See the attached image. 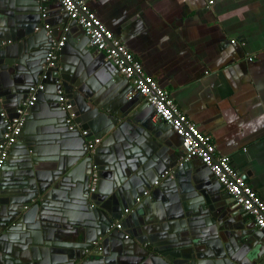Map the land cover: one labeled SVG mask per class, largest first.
I'll return each mask as SVG.
<instances>
[{
  "label": "crops",
  "instance_id": "obj_1",
  "mask_svg": "<svg viewBox=\"0 0 264 264\" xmlns=\"http://www.w3.org/2000/svg\"><path fill=\"white\" fill-rule=\"evenodd\" d=\"M82 1L264 202V0ZM61 37L0 171V264H264V234L198 159L178 164L180 138L143 98H127L130 82L56 0H0V114L15 115ZM54 78L92 100L78 99L84 117L97 108L74 120L100 139L93 151L68 130ZM88 157L91 202L82 173L68 176ZM14 205L28 214L17 228L2 221Z\"/></svg>",
  "mask_w": 264,
  "mask_h": 264
},
{
  "label": "built area",
  "instance_id": "obj_2",
  "mask_svg": "<svg viewBox=\"0 0 264 264\" xmlns=\"http://www.w3.org/2000/svg\"><path fill=\"white\" fill-rule=\"evenodd\" d=\"M44 2L45 0H40ZM67 17L74 21L82 29L90 47L104 54L107 61L112 63L116 71L125 77L131 84V91L127 98L133 93L139 94L144 102L153 109L152 119L168 125L181 140L182 153L179 158V165L192 159H198L206 166L222 188L229 194L233 202L241 208L242 212L248 215L254 226L264 234V202L253 191L242 177L231 165L226 156H215V148L210 137L199 131L195 123L187 118L173 100L168 92L159 87L157 82L149 75L144 74L138 60L100 23V21L88 9L82 0H56ZM65 37L50 42L48 52L45 54L44 64L41 67V74L36 84L28 88L26 99L21 103L13 117L7 118L0 114L3 119L4 129L0 139V169L5 164L11 147L17 142L21 135L27 111L37 101V96L44 90L47 74L55 67L58 52L62 48ZM52 84L56 88L57 103L61 110L66 113L65 122L68 129L73 131L76 128L75 114L72 105L65 97L60 82L53 79ZM80 135H88L86 130H80ZM100 143L99 138H91L85 141V146L93 151ZM170 175L168 170L162 172L154 185ZM97 183L95 168L90 170L88 179L89 192H94ZM144 191L142 196H148ZM140 199L138 198L137 201ZM127 212V211H125ZM120 228V222L114 224Z\"/></svg>",
  "mask_w": 264,
  "mask_h": 264
},
{
  "label": "water",
  "instance_id": "obj_3",
  "mask_svg": "<svg viewBox=\"0 0 264 264\" xmlns=\"http://www.w3.org/2000/svg\"><path fill=\"white\" fill-rule=\"evenodd\" d=\"M6 42H4V44H5ZM2 42L0 43V46L1 45H4ZM62 49V48H61ZM60 49V50H61ZM101 53V52H100ZM103 54V53H102ZM45 58V57H44ZM110 63V62H109ZM44 64V59H43V61H42V64H41V66H40V72H39V74L41 73V67H42V65ZM111 65H112V63H110ZM113 66V65H112ZM114 67V66H113ZM53 69L54 68H52V69H50V71L48 72V74H47V80L45 81V86H46V84L51 80V72L53 71ZM114 69H115V67H114ZM115 71H116V69H115ZM117 72V71H116ZM54 79H56V78H54ZM58 80V79H57ZM38 81H36V83H37ZM60 86L59 87H62L61 85H62V83L61 84H59ZM45 86H44V89H45ZM63 88H64V84H63ZM44 92V90L42 91V92H40L41 94ZM64 93V92H63ZM64 95H65V93H64ZM138 96H140L139 94H137ZM56 97V101H57V95L55 96ZM65 97L69 100V102L71 103V105H72V110L74 111V114H75V116H76V118H77V120L79 119V120H83L86 116H89V117H91V116H93V114H99V112H98V110H97V108L96 109H91V110H88V112H86V114H85V117H84V114H81V112H80V110L78 109L79 107H78V99H82L81 101H82V103L83 104H86V103H91L92 102V100H89V99H84V96H82V95H80V94H78V93H76L72 98L71 97H69V96H67V95H65ZM76 97H78V98H76ZM141 97V96H140ZM142 98V97H141ZM25 99H26V97H25ZM57 104V108L59 109L60 107L58 106V103H56ZM31 110H32V107H30L29 109H28V111H27V114L28 115H26V117H25V121L28 119V117H29V113L31 112ZM64 113V116H66V113L65 112H63ZM65 119H66V117H65ZM161 125H164L163 123H160ZM169 129H171L168 125H166ZM68 128V127H67ZM81 129H86V128H84V127H82ZM23 130V129H22ZM69 130V129H68ZM69 131H71V130H69ZM74 134L75 135H77V136H79V138L82 140V143L84 144V142L87 140V139H90L89 137H90V134L88 133V135L87 136H85V137H82L81 135H80V131H77V130H75V132H74ZM20 138V137H19ZM18 138V140H20ZM14 146V145H13ZM189 162V161H188ZM188 162H184L183 163V166L185 165V164H187ZM91 165V160H90V157H88L87 159L86 158H84L83 159V161H81V164H79L76 168H74V170L72 171V172H70V174L68 175L69 177H72V175L73 174H75V175H78V173L79 172H81L82 174H80V175H78V176H76V181L77 182H79V183H81V184H83V187H84V189L86 190V194H88L89 192H88V188H87V181H88V176H89V168L91 167L90 166ZM82 167H83V170H82ZM84 167H86V170H84ZM208 169V168H207ZM1 170H3V167L0 169V171ZM2 181V178H0V182ZM90 195V202H91V200H92V198H93V196H95L96 195V190H95V192L93 193H90L89 194ZM88 195V196H89ZM86 202V201H85ZM93 202V201H92ZM133 202H134V200H133ZM2 201H1V199H0V211H1V208H2ZM93 204V203H92ZM16 205H17V203H16ZM24 205V204H23ZM23 205L21 206V205H18V207L17 206H13V210H15V208L17 207V208H19L18 210H16L15 211V214L16 215H14V214H12V212H10V214H8L6 217V219H4V220H2L5 224L6 223H8V224H17V226H16V228L18 227V225L19 224H25L24 222H26L27 221V219H26V216H28V214L26 215V213L24 214V212H22V207H23ZM21 206V207H20ZM88 206L90 207L91 206V203L90 204H88ZM129 207H130V205H129ZM91 208L93 209L94 207L93 206H91ZM9 210H12L11 208H9L8 210H7V212L9 213ZM240 210H241V208H240ZM242 211V210H241ZM29 213H31V212H29ZM12 215L14 216V217H12ZM121 226V225H120ZM116 230V232L117 233H120V235H123L124 234V232H120V228H119V230L116 228L115 229ZM123 230V229H122ZM114 231V230H113ZM122 237H125V235H123ZM95 245V244H94ZM96 247H97V245H95ZM91 248H94V246H90V249ZM87 249H89V247L87 248Z\"/></svg>",
  "mask_w": 264,
  "mask_h": 264
}]
</instances>
